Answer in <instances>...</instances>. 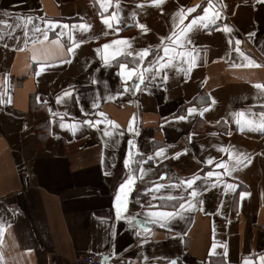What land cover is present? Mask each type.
Wrapping results in <instances>:
<instances>
[{
	"label": "crops",
	"instance_id": "1",
	"mask_svg": "<svg viewBox=\"0 0 264 264\" xmlns=\"http://www.w3.org/2000/svg\"><path fill=\"white\" fill-rule=\"evenodd\" d=\"M102 3L0 0V264H72L92 252L110 264H262L264 130L241 131L233 113L259 122L264 112V0H211L219 18L187 34L194 60L177 56L164 69L161 37L209 0ZM121 64L143 71V83L122 77Z\"/></svg>",
	"mask_w": 264,
	"mask_h": 264
},
{
	"label": "snow or ice",
	"instance_id": "2",
	"mask_svg": "<svg viewBox=\"0 0 264 264\" xmlns=\"http://www.w3.org/2000/svg\"><path fill=\"white\" fill-rule=\"evenodd\" d=\"M151 2L153 4L159 6L160 4H162L164 2V0H151ZM110 4H111V0H104V3H102V7H107ZM212 7L213 6L211 4V0H209L208 7L203 9V13L204 14L202 16H196L193 19H191V21L187 25H184L183 27L180 28L178 33L176 31H173L170 36L161 37L162 41L167 40V41H169V44L163 46V53H164L165 56L168 57V60L165 62V61H163L162 57L159 58L158 63H159V68L160 69H164V68L168 67L173 62V60H175V58L177 56H180V57L188 56V57H190V59L194 60V57L192 56L191 52H187V51L183 50L184 49V45L186 43L187 44H191V40L188 38L187 34L189 32H191L193 27L198 25V24H200V25H202L203 27L206 28V27H208L209 24H214L216 22V20L219 18V12L213 11V12H211V14H209L210 13V9ZM117 8H119L118 0H117ZM186 11H187V13H191V12L195 11V9L194 8H188ZM174 15L175 16H179V23H180V25H183L184 24V20L186 18L185 10L183 8H181ZM24 19H26L27 21L30 22L33 18L32 17H27V18H24ZM110 19H117L116 13H113V16L111 18H104L103 19V23L106 24L108 27H112V24L110 23ZM0 23H2V22H0ZM80 27L82 29L86 30V29L90 28L91 26L87 25V24H84V25H81ZM140 27L146 30V26L145 25H140ZM177 27H179V25H177ZM223 30L226 31V32H230L231 31L229 26L226 25V24L223 26ZM249 35H252V34H249ZM81 42H83V41H81ZM112 43L118 44V43H121V41H113ZM236 43H237V45H239L240 41L237 40ZM76 46H78V45L76 43H74L73 47H76ZM103 47L105 49H107V48H109V44H105V45H103ZM176 49H180V50L177 51ZM69 51H72V49H69ZM97 51H99V49H97ZM236 51L239 52L240 49L237 48ZM148 54H149V50L148 49H142V50H140L139 53H137V55L141 56V59H143V57L147 56ZM151 67H153V66L149 65V68H151ZM120 68L122 70L120 72V75L122 77H126L127 79H132L133 74L136 73L137 76H138L139 81L141 83H143V80H144L143 71H141L140 73H137V69L136 68H133V69H130V70H126V66L123 65V64L120 65ZM156 74L158 75L159 71H157ZM164 79H167L166 75L164 76ZM135 86L138 88L139 84H137ZM256 87L264 89V84H257ZM64 95L67 96V95H70V93L69 92H65ZM57 99L59 101L60 98L58 97ZM204 110H206V109H204ZM204 110L200 111V115H203V111ZM188 111L191 114V113L196 112L197 109L196 108H190ZM100 115L103 116L104 114L100 113ZM233 115L235 117H237L236 123L240 126V130L241 131H243L245 127H248L251 130H257V129L264 130V112H262L260 114L261 115V119H260L259 122L255 121V120H252V119H245L242 122V120L240 118L244 117V112L233 113ZM177 119L183 120V119H186V117L185 116H180V117H177ZM87 123L91 124L92 122L91 121H87ZM97 123H99V121H97ZM108 123L112 124L114 122L108 121ZM61 126L63 127V125H61ZM129 130H131V128ZM107 134L108 133H106V135ZM221 151H228V149L222 148ZM163 153H164V149H159L155 153V155L158 157V156L163 155ZM129 155L131 156V153ZM179 155H180V153L176 154L177 157ZM240 155L242 156L243 154H240ZM244 159H248V158L244 157ZM236 161H237V165H239L242 162L240 160L239 156L236 157ZM212 162H213V158H209L207 161H205V163H208V164H211ZM130 163H132V161L127 160V159L125 160V166L126 167H128L130 165ZM217 167L225 168V170L227 171L228 174H231V171L234 170V168L229 169L224 162H220L219 164H217ZM143 172H144V169L141 168L140 169V173H141V177L140 178H142ZM219 175L220 174L215 173L213 171L207 172V176L208 177H212V176L219 177ZM163 178L164 177H161V179H163ZM136 179H137V177L135 175H130L128 177V179L125 180L124 183H122L119 186L120 187V191L123 192L125 196H127V192L132 190ZM198 179H200L199 176H192L191 178L182 181V183L187 185V187L192 188L193 184ZM163 187H164L163 184H155L153 186V189L150 190V191L158 192ZM226 187L228 189H232V188H234V185L227 184ZM197 195H198V193H197L196 189L193 188L191 193H190V197L191 198H195ZM168 199H174V197H168ZM116 200L118 202H120L118 204V206H117V217L119 218L120 217V205L123 204L124 201L121 200V196H120L119 193L117 194ZM185 206H186L185 203H181L179 207H180L181 210H183V209H185ZM193 206H194L193 204L187 203V207L191 208ZM149 215L154 217V218H157L159 220V219L171 218L173 215H179V213H172V212H167V211H159V212L154 211V212H150ZM125 219L128 220L131 223L135 218L132 217V216H128V217H125ZM0 231H2V228H0ZM213 248H215V244L213 245ZM261 261H262V264H264V257H261ZM171 264H176V261L173 260L171 262ZM244 264H250V261L245 260Z\"/></svg>",
	"mask_w": 264,
	"mask_h": 264
},
{
	"label": "built area",
	"instance_id": "3",
	"mask_svg": "<svg viewBox=\"0 0 264 264\" xmlns=\"http://www.w3.org/2000/svg\"><path fill=\"white\" fill-rule=\"evenodd\" d=\"M111 258L99 253L77 254L72 264H110Z\"/></svg>",
	"mask_w": 264,
	"mask_h": 264
}]
</instances>
